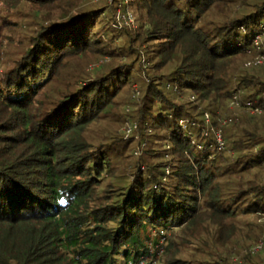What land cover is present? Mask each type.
<instances>
[{"label": "trees", "instance_id": "1", "mask_svg": "<svg viewBox=\"0 0 264 264\" xmlns=\"http://www.w3.org/2000/svg\"><path fill=\"white\" fill-rule=\"evenodd\" d=\"M0 4L3 24L36 26L0 75V264H156L148 229L203 226L215 232L208 252L182 260L172 235L162 264H264V66L250 63L264 0H122L137 23L128 49L108 1ZM103 58L105 70L84 71ZM236 86L240 107L260 112L219 152L203 116L216 125ZM126 118L152 142L122 184L116 147L132 141L92 130Z\"/></svg>", "mask_w": 264, "mask_h": 264}, {"label": "rangeland", "instance_id": "2", "mask_svg": "<svg viewBox=\"0 0 264 264\" xmlns=\"http://www.w3.org/2000/svg\"><path fill=\"white\" fill-rule=\"evenodd\" d=\"M104 0H94V3H100ZM108 1V3L111 5V11L110 15L113 19L112 25L113 28L117 30L118 34L116 37V41L118 42L119 46H123L127 48L128 46H124L127 44L129 39L134 38V34L137 30V23L135 20V16L132 13L130 8L121 6V1L119 2H112V0H105ZM2 8V4H0V9ZM17 12L14 13L16 15ZM107 15V12L105 13ZM30 15V12L28 10L24 11V16L28 17ZM214 20V15L212 14L207 18V21ZM29 19L20 18V19H11L7 22L9 23H2L0 20V75H2L3 70L10 67L12 62L23 56L25 53L26 48L28 47L29 39L35 34L33 31H36V26L33 23L29 22ZM134 46H132L133 48ZM129 48V47H128ZM127 48V49H128ZM126 49V50H127ZM257 52V51H256ZM252 56V55H251ZM257 56L253 55L252 59L250 60L252 63L253 61H256L255 58ZM102 61V62H101ZM106 61V62H104ZM108 58H103L99 60L96 63L90 64L89 66L80 67L78 70V73L84 71L87 72L90 76L94 77L99 70H105L107 68ZM144 67H148L146 65V62L144 61ZM134 82L133 87L135 91L138 92L140 89V84H135ZM237 87V86H236ZM240 91L237 93L238 100L241 102L244 101V92L237 87ZM139 95V94H137ZM125 97V96H124ZM127 99V98H126ZM125 99V100H126ZM195 100L189 99V102H194ZM208 114V113H207ZM251 116L249 112H245L242 107H236L231 106L226 108L225 110L217 111L216 112V125L211 126L210 121V115L209 117V123L206 125L208 135L211 137L215 136L217 131H222L223 133V141H224V148L222 150H217L219 152H222L226 148V140L227 137L230 135V131L233 129V125H237L240 123V119L242 117ZM131 120L130 118H126L124 120V123L119 122H112V120L109 123H104L102 127H97L92 130L93 135H100L101 139L107 142H111L112 139L117 138L122 139L123 141H132L130 146L128 148L122 147V144H118L116 147L117 152L120 154L123 153L122 150L125 151L123 154V157L119 160L120 163H122V171L123 175H120V179H116L114 182L116 183H125L127 182L128 178L131 176L132 172V166L131 164L135 163V161H138L139 157H143L146 159V156L143 155V152L145 148L149 147L151 141H146V137H141L139 134L135 131L133 133L127 134L126 131V121ZM204 119V116H203ZM230 119V122H227L225 126L222 125V122L224 120ZM150 132H148L147 135H149ZM138 137V139H136ZM145 139V140H143ZM215 139V138H214ZM140 140V141H139ZM141 143V145H138ZM197 144V143H195ZM218 152V153H219ZM140 157V158H141ZM165 157V155H164ZM148 159V158H147ZM151 162H154L153 159H151ZM128 163H131L130 165ZM165 169V168H164ZM163 169V171H164ZM142 171V170H141ZM259 225H264L261 221H258ZM204 228H199L196 232L190 231L188 232V235L186 234H179L180 230H175L172 234L171 233H158L155 230L148 229L146 237L149 239L147 241V246L151 248V252L155 253L158 256V259L156 261V264H162L163 261L166 260L165 254H166V247L168 245V240L172 238V235L174 237V244L173 249L178 252V256L182 260L187 261H193L196 256L199 255L198 252H208L210 248H206L207 245H210L212 241V237L215 232L209 230L208 226H203ZM195 230V229H194ZM183 236L181 240L178 239V237ZM154 242H157L158 245H152ZM159 245H162V247H159ZM199 257V256H198ZM234 255H232L233 261L235 260Z\"/></svg>", "mask_w": 264, "mask_h": 264}, {"label": "built area", "instance_id": "3", "mask_svg": "<svg viewBox=\"0 0 264 264\" xmlns=\"http://www.w3.org/2000/svg\"><path fill=\"white\" fill-rule=\"evenodd\" d=\"M252 44L253 46L255 47L258 55L257 57L255 58L256 61H253L251 64L256 66V65H259V66H264V27L261 29V31H259L253 41H252ZM250 65V64H248ZM238 95L236 94L233 98V102L232 104L229 106H236V107H240L241 106V103L240 101L238 100L239 98L237 97ZM247 106H249V104H247ZM129 111V110H127ZM247 111V110H246ZM247 112H249L250 114H256V113H259L260 111L259 110H248ZM204 121L206 124L209 123V117H208V114H205L204 115ZM227 122H230V119L228 120H224L222 122V125L225 126L227 124ZM126 131H127V134L129 133H133L137 130V124L135 122H133L132 120H127L126 121ZM214 147L216 148V150H222L224 148V141H223V133L222 131H217L215 136H214ZM136 139H138V137H136ZM194 143V142H192ZM197 148L201 149L202 146L200 145H196ZM164 172L166 175H169L170 173V166H166L165 169H164ZM262 248V244L259 243L254 249L259 251L261 250Z\"/></svg>", "mask_w": 264, "mask_h": 264}]
</instances>
